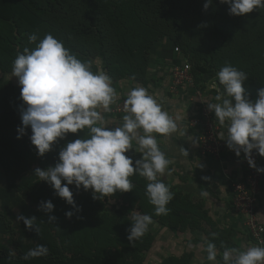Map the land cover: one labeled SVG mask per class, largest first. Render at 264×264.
Segmentation results:
<instances>
[{
	"label": "clouds",
	"instance_id": "1",
	"mask_svg": "<svg viewBox=\"0 0 264 264\" xmlns=\"http://www.w3.org/2000/svg\"><path fill=\"white\" fill-rule=\"evenodd\" d=\"M219 2L228 4L229 14L234 16L264 8V0ZM212 3L213 0H206L204 9L207 10ZM28 43L35 47H24L12 63L11 76L18 79L20 98L26 105L21 109L22 127L18 128L20 135L17 139L30 127V141L42 157L68 133L76 134L81 130L85 133L82 138L67 142L61 148L54 166L34 170L38 181L47 182L57 196L80 212L82 209L76 205L69 185H75L78 190L81 187L85 191L91 190L93 199L103 200L116 192L132 191L134 185L130 177L139 175L148 182L145 194L155 208V215H167L170 211L167 205L174 194L159 177L166 172L170 174L172 161L161 151L157 134L169 139L178 132L179 125L164 110L159 96L150 94L145 87L135 86L126 94V114L122 123L109 129L105 114L119 98L111 76L102 68L93 71L95 61L80 59L51 33L42 39L33 33L28 36ZM216 78L222 90L216 83L210 85L217 90V102L207 103V109L214 113L219 125L226 127L227 134L220 133L219 139L225 141L237 157L243 152L249 166L264 173V168L256 167L252 155L255 150L264 156V86L258 90V98L252 101L243 87L247 74L228 63L216 73ZM181 135L185 136V133ZM188 139L192 140V137ZM131 149L141 154V158L135 160V166L133 159L126 155ZM179 152L183 157L188 156L183 147ZM201 195L207 196L208 193L204 191ZM54 207L51 200L41 201L38 210L52 213ZM73 215V211L65 212L67 218ZM56 219L54 215L49 216V223ZM17 220L23 221L29 230L40 232L35 217L19 215ZM130 221L127 239L133 245L145 235L153 220L151 216L136 211L131 214ZM216 235L212 233L213 237ZM222 247V264H264V246L250 245L244 250ZM205 251L208 261L220 264L214 243L209 241ZM48 253L45 245L37 244L23 255V259Z\"/></svg>",
	"mask_w": 264,
	"mask_h": 264
},
{
	"label": "rangeland",
	"instance_id": "2",
	"mask_svg": "<svg viewBox=\"0 0 264 264\" xmlns=\"http://www.w3.org/2000/svg\"><path fill=\"white\" fill-rule=\"evenodd\" d=\"M86 1L75 0L71 7L73 14L45 16V20L38 27L28 25L17 27L15 18L10 13L9 0H0V11L4 13L3 16L10 17L9 21L0 18V37L15 43L13 47L0 40V221L5 228L3 230L0 227V264H55L46 262L45 258L53 259L72 253L99 255L100 259L126 260L129 264H200L202 248H200L201 238L198 232H203L204 228L199 231L186 229L187 227L168 229L167 222L163 224L157 220V217L152 216L155 214L151 212L150 202L145 194L148 182L143 177L135 175V178L139 176L143 181L132 182L134 185L132 191L116 192L108 197L109 202L93 199L91 190L85 191L83 187L78 190L75 185H69L76 205L82 209L80 212H76L63 198L57 196L47 182L38 181L39 178L34 174V170L54 166L57 163L54 155L58 154L67 142L82 138L85 135L82 130L76 134L68 133L64 139H58L53 144L52 150L42 159L36 158L31 161L21 155L23 147L20 148L18 144L24 145L25 140H30L32 133L31 128L28 127L25 134L17 139L20 135L18 128L22 127L21 109L26 105L20 98L21 87L18 79L11 76V72L17 53L22 52L26 46L35 47L34 44L28 43L29 35L35 33L42 39L45 34L51 33L55 38L62 40L65 47L77 54L80 59L95 61L92 70L97 71L98 68L105 70L111 76L112 86L118 94L121 83H133L128 78H120L122 77L120 73L124 72L122 63H117V61H123L121 53L111 48L114 56L105 60L106 62L100 61L93 31L88 29L83 32L81 29L72 28L74 25L72 17L80 19L86 14L96 17L102 11L106 15L108 5L111 7L109 0L106 5L105 0ZM205 3L206 0H197L195 7L197 6L198 12L195 11L197 16L195 21L191 13L194 11L188 12L192 21L186 31L187 37L204 52L210 45L219 42L221 37V34L213 33L212 27V15L218 1L213 0L207 10L203 7ZM228 9L229 5L225 15L215 19L218 25L226 22L235 26L232 39L217 53L218 71L226 63L244 71L248 79L243 87L248 95L252 94L256 100L258 90L264 86V8L254 9L251 13L242 16L230 15ZM110 34H112L111 31ZM174 45L165 37L157 40L148 51L147 71H151L150 67L158 69V65H161L162 50H171ZM175 52H178V54L174 53L175 56L181 55L180 48ZM114 61L116 62L112 63ZM214 76L216 77V73ZM220 89L222 90V86ZM118 97L115 103L126 100L120 95ZM27 144L29 147L30 144ZM54 147L57 148L54 149ZM62 183L65 182L62 181ZM136 187H138L137 190ZM27 195L34 199L39 198V203L51 200L55 206L53 212L45 213L38 210V207L27 201L25 198ZM111 203L132 206L134 210L143 211L142 214L152 217L153 223L149 225V230L133 245L127 239L131 217L115 212L110 206ZM67 211H73L74 215L67 218L65 216ZM19 215L27 218L35 217V223L40 232L37 233L34 229L29 230L23 221L17 220ZM51 215L57 219L50 224L49 216ZM184 216L168 213L161 215L160 219L167 221L171 218L174 221L173 225H178L177 219L190 218L189 214ZM158 224L161 229L157 226ZM164 226L166 228H163ZM204 233L207 234L206 231ZM212 233L216 231L208 230V238L213 243L216 236L221 241V234L216 233L217 235L213 237ZM37 244L45 245L49 249L48 255L24 260L23 255L35 248ZM216 247L219 250V245Z\"/></svg>",
	"mask_w": 264,
	"mask_h": 264
},
{
	"label": "trees",
	"instance_id": "3",
	"mask_svg": "<svg viewBox=\"0 0 264 264\" xmlns=\"http://www.w3.org/2000/svg\"><path fill=\"white\" fill-rule=\"evenodd\" d=\"M74 1L75 0H9L11 6L10 13L13 18H15L14 21L17 27H23V25L38 27L45 20V16L73 14L71 12V7L75 3ZM217 1L216 10L212 15V27L213 33L216 35L221 34V37L220 41L210 45L206 52L201 50L195 42L191 41L186 35V31L189 27L188 25L192 21L188 12L194 11L191 12L193 21L197 19L195 13V11L198 12L197 6L195 7L197 0H109L111 7L108 5V11L105 13L106 15H104V11H102L100 15H96V17H92L88 14L80 17V19L78 17H72L74 20L72 28L81 29L83 32H86L88 29L93 31L95 34L94 42L97 45L96 51L100 61H105L110 59L111 56H114L111 48L121 53L120 55L123 61H117V63H122L124 72L120 73L122 75L120 78H128L133 82H141L144 84L147 69L149 67L147 61L148 51L157 40L165 37L175 44L171 47V50H167L172 55L174 53L178 54V52L176 53L173 51L174 47H177L178 51L180 48L181 55L179 57L174 55L175 64H182L184 61H188L196 84H205V82H210L213 78H215L216 82L219 84L218 79L214 76L219 69L216 56H218V51L232 39L235 26L233 24H227L226 22L220 25L216 24L215 19L225 15L228 6V4H221L219 0ZM107 3L108 0H105V5ZM3 14L4 13L0 11V18L9 21L10 17H5ZM110 31L112 34L109 35ZM0 40L6 44L13 45V47L15 46L12 40L9 41L7 38L2 37H0ZM115 62L116 61L112 63ZM254 98L252 94L249 95V99L252 101H255ZM27 143L30 144L29 147ZM18 145L20 148L23 147L21 155H23L25 159L34 161L36 158L42 159V157H45V155L41 157L37 154V149L32 145L30 140H25L24 145ZM12 148L14 149V147ZM55 148L57 147H54V149ZM58 154L54 155L57 161ZM261 168H264V166ZM130 180L136 183L143 181L139 176L135 178V175L130 177ZM135 189L137 190L138 187ZM25 198L27 201L29 200L31 205L38 207L39 198L34 199L28 195ZM103 200L109 202V198H104ZM110 206L115 212L123 216L131 217V214L136 211H139L141 214L143 213V211L134 210L132 206L125 204L111 203ZM150 207L151 212L155 214V208L151 203ZM152 216L157 217V220H160L163 224L167 222V226L170 228H181L176 227L177 224L173 225L174 221L171 218L164 221L160 219L161 215ZM179 219L183 220V218ZM180 220L177 219L176 221L180 222ZM190 224L191 222L189 221L186 225ZM0 227L5 230L1 221ZM100 258L99 255L72 253L67 256L53 259L45 258V260L46 262L55 264H72L74 262H82L84 264H129L126 260Z\"/></svg>",
	"mask_w": 264,
	"mask_h": 264
},
{
	"label": "crops",
	"instance_id": "4",
	"mask_svg": "<svg viewBox=\"0 0 264 264\" xmlns=\"http://www.w3.org/2000/svg\"><path fill=\"white\" fill-rule=\"evenodd\" d=\"M161 56V65H158V69L150 67L149 70L151 71H147L144 84L141 82H125L124 85L121 83L118 95L126 99L127 92L135 86L145 87L150 94L159 96L164 105V110L168 111L177 121L179 125L178 132L172 134L169 139L157 134L161 151L172 161L169 165L170 174L166 172L165 175L159 177L174 194L167 207L170 209L169 213L183 214L184 217L190 215V218L178 219L180 222H177L176 227L182 229L187 227L186 229H194V231L204 228L203 232H198L201 238L200 248H202L200 264H213V262L206 259V242L211 241L208 238V230H215L217 234H221V241L216 236L214 244L219 245L217 261L222 264V252L224 251L222 245L241 250L254 245L251 237L242 227L241 218L231 209L232 183L242 176L241 159L244 154L241 152L240 157H237L235 152L226 146L225 141V150L220 159L200 152L198 130L189 124V120L198 114L202 101L205 103L217 102L215 101L216 95L214 91L205 89L202 99H193L191 98L193 88L188 86L171 91L168 85L170 82V68L175 64V56L167 50H162ZM105 115L109 123L107 126L109 129H114L122 123L123 115H114L110 112ZM215 121L219 126V134L223 132L226 135V127L219 125L216 119ZM181 133H185V136ZM189 136L192 137V140L188 139ZM193 140L196 141L195 144ZM133 146L135 147L134 142ZM181 147L188 151L187 157L180 155L179 149ZM126 155L133 159L134 166L135 160L141 158V154L137 153L135 149L129 150ZM259 159L261 168L264 166V156H259ZM204 177L208 179H204ZM261 177L257 211L259 219L264 221V173ZM204 191H207V196L201 195ZM189 221L191 224L186 225ZM157 226L161 229L159 224ZM163 228H166V226ZM167 228L172 229L174 227L167 226ZM205 231L207 232L206 235Z\"/></svg>",
	"mask_w": 264,
	"mask_h": 264
},
{
	"label": "built area",
	"instance_id": "5",
	"mask_svg": "<svg viewBox=\"0 0 264 264\" xmlns=\"http://www.w3.org/2000/svg\"><path fill=\"white\" fill-rule=\"evenodd\" d=\"M173 49L178 51L177 47ZM212 83H216L220 88L215 78L205 84H196L188 61L174 64L170 68L169 89L176 91L183 86L192 87L191 98L193 99H202L205 89L214 91L217 95V90L210 87ZM124 104L125 101L115 103L110 112L114 115H125ZM189 124L198 130L200 152L220 159L225 150L224 141L219 139V126L213 113L207 109V103L201 102L198 114L190 118ZM252 155L256 167L260 168V155L255 150ZM241 165L242 176L232 183L231 209L241 218L242 227L251 237L253 244L264 246V221L259 219L257 211L262 173H258L255 168L250 167L244 156L241 159Z\"/></svg>",
	"mask_w": 264,
	"mask_h": 264
}]
</instances>
